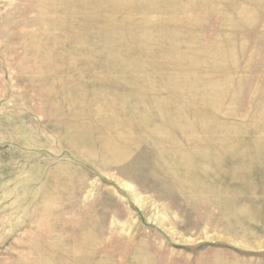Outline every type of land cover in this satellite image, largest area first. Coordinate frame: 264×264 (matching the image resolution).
Returning a JSON list of instances; mask_svg holds the SVG:
<instances>
[{"label":"rangeland","instance_id":"obj_1","mask_svg":"<svg viewBox=\"0 0 264 264\" xmlns=\"http://www.w3.org/2000/svg\"><path fill=\"white\" fill-rule=\"evenodd\" d=\"M0 264H264V0H0Z\"/></svg>","mask_w":264,"mask_h":264}]
</instances>
